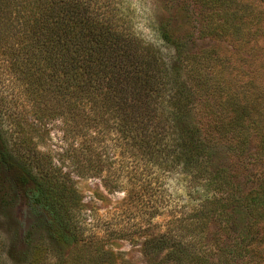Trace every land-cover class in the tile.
I'll return each instance as SVG.
<instances>
[{
    "label": "trees",
    "instance_id": "1",
    "mask_svg": "<svg viewBox=\"0 0 264 264\" xmlns=\"http://www.w3.org/2000/svg\"><path fill=\"white\" fill-rule=\"evenodd\" d=\"M188 1L181 29L172 27L170 17L152 26L165 50L135 32L132 12L118 0L21 1L13 20L20 28L8 34L16 25L5 15L0 40L17 44L9 47L10 68L27 85L36 113L59 117L63 138L77 139L76 147L63 149L76 175L110 171L114 162L104 142L113 133L109 139L127 154L123 167L131 177L137 179L138 163L140 174L152 165L203 191L187 217L171 221L172 230L144 241L147 258L159 264H235L264 246V234L256 236L264 224V182L230 195L239 186L219 155L227 141L237 157L250 133L246 104H239L219 44L239 35V11L229 0ZM193 8L198 18L190 14ZM98 146L104 159L95 153ZM19 168L31 207L45 217L46 237L31 247L27 264H46L50 255L54 264H68L62 248L72 243L78 254L71 264H111L97 242L82 241L74 220L80 198L51 155L33 154ZM211 227L234 229L228 249L216 240L214 249L204 242Z\"/></svg>",
    "mask_w": 264,
    "mask_h": 264
},
{
    "label": "rangeland",
    "instance_id": "2",
    "mask_svg": "<svg viewBox=\"0 0 264 264\" xmlns=\"http://www.w3.org/2000/svg\"><path fill=\"white\" fill-rule=\"evenodd\" d=\"M21 1L27 3L29 0H0V19H6L7 15L13 21ZM118 1L132 12L135 32L161 48L152 26L170 17L172 27L181 29L184 20L181 9L190 2ZM229 1L239 11L240 20L236 21L239 35L221 41L220 52L230 68L229 77L239 94V104H246L250 120L244 123L249 124L250 133L248 147L238 152L237 157L228 152L227 141L220 144L219 155L221 164L228 166L235 175L239 189H234L230 195L237 197L264 182V0ZM190 14L198 18L199 11L193 8ZM13 22L15 30L8 34L14 35L20 26ZM9 47L17 48L13 38L8 43L0 40V264H27L31 247L46 237L45 217L31 207L25 191L27 180L21 177L19 168L21 159L26 160L33 154L40 157L44 153H49L55 165L61 166L68 185L80 198V216L75 214L74 220L75 224L79 220L77 226L83 242L103 247L112 256L111 264H159V260L145 256L144 241L172 230L176 223L171 221L175 217H187L192 206L202 200L203 191L192 190L182 175L160 173L152 165L147 174H140L142 165L138 163L135 170L138 180L131 177L133 174H127L123 167L127 154L110 140L114 138L113 133L104 142L108 143V153L114 162L112 170L105 168L99 175L86 177L76 175L63 151L71 144L76 147L77 139L63 138L59 117L36 113L34 102L26 91L27 85L10 68ZM95 153L102 155V159L106 156L99 146ZM117 182L119 185L115 184ZM226 196L223 194L221 198ZM260 226L262 229L256 231V236L264 234V224ZM233 231L211 227L204 242L216 248L213 242L216 240L220 248L228 249L236 237ZM76 247L72 243L62 248V255L69 254L68 264L78 254ZM55 261L50 255L46 264ZM235 264H264V246L258 248L254 258L241 259Z\"/></svg>",
    "mask_w": 264,
    "mask_h": 264
}]
</instances>
